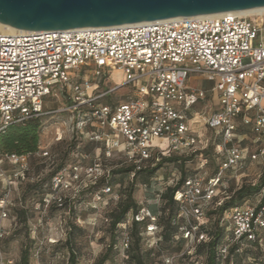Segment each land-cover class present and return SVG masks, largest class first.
Instances as JSON below:
<instances>
[{"label":"built area","instance_id":"obj_1","mask_svg":"<svg viewBox=\"0 0 264 264\" xmlns=\"http://www.w3.org/2000/svg\"><path fill=\"white\" fill-rule=\"evenodd\" d=\"M82 69L89 71L91 79L86 78L85 72L79 75ZM115 69L128 75L122 85L94 95L88 93L98 80ZM71 71L78 73L75 82ZM191 74H201L213 86L191 87L188 85ZM128 85L133 86L137 96L131 95L123 102L100 103ZM58 87L67 90L74 109L89 108L83 116L85 126L90 129L87 137L106 145L103 158L111 157L120 148V136H124L125 147L118 152L125 154L138 169L149 159L157 163L170 154H192L206 149L201 147V134L191 125L195 117L193 108L207 99L209 90L218 94L219 109L201 115L206 126L220 138L217 146L224 159L216 173L209 175L205 171L189 177L174 196L179 217L187 221L180 227L183 237L192 238L195 244L209 239L195 220L203 219L211 208L224 184L225 173L242 168L248 158L259 161L264 169V11L254 15L225 12L79 29L0 32V137L14 124L45 115V99ZM239 119L254 131L251 144L242 145L236 138ZM155 137L167 138L168 148L151 146ZM2 156L18 164V175L25 177L27 154L0 151ZM103 158L98 156L86 166L76 162L69 171L55 174L54 191L45 202L62 205L61 191L71 190L75 197L89 185L107 178ZM1 175L5 177L4 173ZM111 193L112 186L107 181L95 194V200ZM4 197L0 209L6 217L10 202L8 194ZM134 220H146L147 232L153 236L159 231L158 216L148 208L133 213L127 225ZM221 225L227 235L217 247L219 264L227 261L235 244L256 241L264 244V206L232 207L225 212ZM5 235L0 226V240ZM160 240L159 236L155 243ZM129 243L130 235L125 231L123 245L128 248ZM165 264L175 261L167 258Z\"/></svg>","mask_w":264,"mask_h":264},{"label":"rangeland","instance_id":"obj_2","mask_svg":"<svg viewBox=\"0 0 264 264\" xmlns=\"http://www.w3.org/2000/svg\"><path fill=\"white\" fill-rule=\"evenodd\" d=\"M83 72L86 73L87 79H91L86 69L80 70L79 75L81 76ZM77 75L76 71L70 72L74 82L78 78ZM127 79L128 75L122 69L112 70L106 77L98 80L88 93L94 95L115 85H122ZM188 85L211 89L213 82L205 79L201 74H191ZM131 95L137 96L133 86H124L100 100V103H108L110 99L118 102L127 101ZM218 102V94L214 95L209 90L207 99L193 108L195 116L196 114L197 116L207 115L211 110L214 111L217 109ZM72 104L69 93L61 87L56 88L45 99L47 113L40 117L39 146L35 153L27 154L28 170L24 174L25 177L18 175L20 170L18 164H13L9 160H6L0 169V201L5 198V194H8L10 202L6 217L0 209V226L6 231L5 237L0 240V264H19L26 246L30 249L31 264H69L70 249L66 240L70 226L73 224L78 228L75 238V249L78 252L77 264H97L114 237L117 246L112 253L113 259L105 264H126L127 248L122 243L118 227L114 229L112 222L121 201L128 200L129 191H133V198L139 205L148 207L150 204H157L161 210L165 201L159 190L164 192L169 187H173L175 178L181 171L183 174L196 172L200 174L206 171L212 175L218 170L214 156L217 153L220 138L203 123L200 127L203 132L201 147L206 148L204 149L206 151L200 153L198 157L176 153L183 158L194 157L193 162L185 163L178 169H176L178 164L165 163L150 179L151 187H146L143 174L132 177L127 172L117 173L118 169L125 170L133 164L125 154L118 152L125 147V137L120 136L121 146L111 157L103 158L104 155H100L98 150L100 143L89 142V138L82 133V130L87 131L83 116L89 108L83 106L74 109ZM194 118L191 120L192 126ZM168 145V139L165 137H155L151 142L154 148L167 149ZM98 156L103 158L107 169V178L102 179L103 183L97 188L86 189L75 197L71 190L61 191L59 195L64 198L62 205L45 202L47 195L54 191L52 176L57 171H69L76 162L85 166L89 165ZM202 158H205L203 168H201ZM231 171L225 173L221 192L214 202L213 210L216 213L208 219H200L213 231L217 229L218 218L221 215V211L217 209L226 201H230L231 196L242 185L249 186L255 181L262 180L260 176L263 169L256 162H249L243 169ZM1 173H4L5 177ZM114 179L120 184L112 187V193L102 200H95V194L104 183ZM259 198L260 196L257 195L252 196L243 204L256 206ZM239 202V198L234 200L236 205H239ZM23 208L28 212L26 219L17 215V211ZM133 213L134 210H130L128 217H131ZM161 216H163L162 213ZM174 222L179 230L181 226L187 224V221L179 217V214ZM195 223H199L198 220H195ZM182 236L183 233L180 230L174 242L160 243L152 255V264H165L167 258H173L175 264H191L193 258H187V256L191 255L189 251L195 253L198 250V244H195L192 238L184 237L183 240ZM237 247L240 248L235 249L224 264H264V244H239ZM201 250L196 258L197 264H206L209 247L205 245Z\"/></svg>","mask_w":264,"mask_h":264},{"label":"trees","instance_id":"obj_3","mask_svg":"<svg viewBox=\"0 0 264 264\" xmlns=\"http://www.w3.org/2000/svg\"><path fill=\"white\" fill-rule=\"evenodd\" d=\"M108 103H113V100L110 99ZM237 123H238V129L236 130V138L240 141L242 145L251 144L252 139L254 138V131L252 127L243 124L240 119L237 121ZM39 129H40V117L33 118L23 123L14 124L10 126L8 130L0 137V151L3 154L15 153L19 155L35 153L39 146ZM88 130L89 128L87 127V131H85L84 133L85 136H87ZM250 132H251V137H249ZM98 145H99L98 150H100V155H103L106 145L102 143ZM203 151L206 150H201L196 153H192L188 155L198 157L200 156V153H203ZM214 157L215 160L217 161V169H218L220 163L224 159V156L217 150V153L215 154ZM0 159L2 160V165L7 160L3 156ZM193 159L194 157L183 158V156L181 157L178 156L177 154H170L168 156H164L160 162L155 163L154 159H149L144 161L141 168L139 169L134 164H132L125 170L118 169L117 173L127 172L129 175H132V177H138L143 174L145 180L144 185L146 187H151L150 179L163 167L165 163L171 162L174 164H178V166H176V169H178L179 166L183 167L185 163L193 162ZM201 162H202L201 164L202 167H204L205 158H202ZM249 162H256L260 167H262L259 161H254L248 158L244 161L242 169L246 167ZM60 171L61 170L57 171L55 174H57ZM230 171L231 170H229V172ZM196 174L198 173L196 172L192 174H183V172L181 171L180 175L175 178V184L173 187H169L164 192L162 190H159L162 193L161 194L162 199L165 201V204L164 206H162L161 210L159 209V206H157V204H150L148 205V207L139 205L133 198L132 190H130L128 193V198H127L128 200L121 201L117 213H115L113 216L112 227L114 229H117L118 227L119 232L121 234L122 243H123L124 232L127 231L130 235L129 247L126 249V255H127L126 264H152V255L156 251V247L160 243L164 244V243L174 242L175 240L174 238L177 237L178 233H180L178 226L174 222L179 214V205L174 198L175 192L184 186L185 181L189 177L194 176ZM260 177L262 179L260 180V182L255 181L249 186L242 185L239 189H237L234 192V194L230 198V201L228 202L226 201L217 209L221 211V215L218 218V227L215 231H213L208 226H206L205 223H202V220L208 219L214 213H216L213 210L214 209L213 205L216 198L219 196V193L221 192V187L219 188L218 194L216 195L211 208L206 212V215L202 220H198L202 230L208 233L209 239L199 243L197 247L198 250L194 254L187 256V258H193L191 264L197 263L198 260H196V258L200 255L202 251L201 248L205 245L209 247V255L206 264H219L217 260V247L219 244H221V242L224 240V238L227 235L225 227L221 225L222 218L227 210L235 206L245 205L246 203L245 204L243 203L249 201L252 196H256V195L258 197L260 196L258 200V204H256L257 208L264 206V169ZM103 182L104 181L101 180L96 184H91L87 188H85L82 192H84L86 189L97 188ZM108 183H110L112 187H114L117 184L118 185L120 184V182L117 181L116 179L111 180ZM236 198H239L240 201L239 205H236L234 203V200ZM141 208H148L152 211V213L158 216L159 231L155 234V236L147 232L146 220L145 221L134 220L131 223V225H127V220L129 218L128 217L129 211L134 210V213H136ZM27 213H28L27 210H25L24 208L17 211V215L20 217L21 216L25 217V219ZM161 213L163 214V216H161ZM77 229H78L77 226L73 224L72 226H70V231L68 232L67 235L66 244L70 249L69 264L78 263V252L75 249V238H76ZM159 236L162 237V240H160L156 244L155 240ZM182 239L184 240L183 236ZM244 244L261 245V242L260 241L245 242ZM237 245L239 246V244H235L230 248L229 256H231L230 254L235 249L240 248L237 247ZM116 246H117V241L116 238L114 237V240L110 243L106 252L102 254V256L99 258L97 264H105L108 260L113 259L112 253ZM30 259H31L30 249L28 248V246H26L22 253L21 261L19 264H31Z\"/></svg>","mask_w":264,"mask_h":264},{"label":"water","instance_id":"obj_4","mask_svg":"<svg viewBox=\"0 0 264 264\" xmlns=\"http://www.w3.org/2000/svg\"><path fill=\"white\" fill-rule=\"evenodd\" d=\"M264 7V0H0V23L23 30L79 29Z\"/></svg>","mask_w":264,"mask_h":264},{"label":"bare ground","instance_id":"obj_5","mask_svg":"<svg viewBox=\"0 0 264 264\" xmlns=\"http://www.w3.org/2000/svg\"><path fill=\"white\" fill-rule=\"evenodd\" d=\"M263 11H264V7H257V8H250V9L233 11L232 13L238 14V15H254L257 13H261ZM217 14H222V13H217ZM217 14H211V15H217ZM200 16H203V15H200ZM25 31H29V30L18 29V28L0 23V32H3V33H21V32H25ZM194 120H196V121H194ZM194 120H193V127L195 129L200 128L199 126H202L204 123V118L201 114H199V116H197V114H196ZM202 134H203V132H202Z\"/></svg>","mask_w":264,"mask_h":264},{"label":"crops","instance_id":"obj_6","mask_svg":"<svg viewBox=\"0 0 264 264\" xmlns=\"http://www.w3.org/2000/svg\"><path fill=\"white\" fill-rule=\"evenodd\" d=\"M217 109H219V102L217 103ZM216 110V109H215ZM210 113V112H209ZM197 120V119H196ZM196 120H194V121H196ZM199 127H201V126H199ZM192 128L194 129V130H196V131H198V132H200V134H201V136L203 137V134H202V129L201 128H197V129H195L193 126H192Z\"/></svg>","mask_w":264,"mask_h":264}]
</instances>
